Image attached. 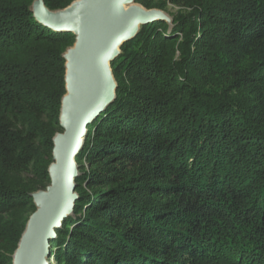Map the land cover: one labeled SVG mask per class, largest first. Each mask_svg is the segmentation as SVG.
<instances>
[{
    "label": "trees",
    "instance_id": "trees-1",
    "mask_svg": "<svg viewBox=\"0 0 264 264\" xmlns=\"http://www.w3.org/2000/svg\"><path fill=\"white\" fill-rule=\"evenodd\" d=\"M36 2L0 0V264L50 185L76 42ZM137 3L172 21L141 26L111 62L116 98L88 126L53 262L264 264V0Z\"/></svg>",
    "mask_w": 264,
    "mask_h": 264
},
{
    "label": "water",
    "instance_id": "water-1",
    "mask_svg": "<svg viewBox=\"0 0 264 264\" xmlns=\"http://www.w3.org/2000/svg\"><path fill=\"white\" fill-rule=\"evenodd\" d=\"M82 1L80 5H77ZM138 0H78L68 8L52 12L37 0L34 17L56 32L73 33L75 45L66 53V95L62 101V133L54 138L50 185L33 195L35 213L27 223L13 264H48L50 242L65 219L73 215L78 200L76 158L84 147L88 126L116 98L117 82L111 62L121 46L133 39L143 25L172 20L158 9L131 6ZM31 234L22 246L29 227Z\"/></svg>",
    "mask_w": 264,
    "mask_h": 264
},
{
    "label": "rangeland",
    "instance_id": "rangeland-1",
    "mask_svg": "<svg viewBox=\"0 0 264 264\" xmlns=\"http://www.w3.org/2000/svg\"><path fill=\"white\" fill-rule=\"evenodd\" d=\"M76 1H78V0H76ZM74 2H75V1H74ZM131 6L140 7V4H138V3L136 2V3H134L133 5L127 6V9H129ZM141 7H143V6H141ZM158 10H160V9H158ZM161 11H162V10H161ZM176 11H177V9H175V8H172V7L169 8V12H170V13H174V12H176ZM163 12H164V11H163ZM164 13H166V14L168 15L167 12H164ZM168 17H170V15H168ZM170 18H171V17H170ZM171 20H172V19H171ZM164 21H167V20H164ZM140 28H141V27H140ZM139 31H140V29H139ZM138 33H139V32H138ZM135 37H136V36H135ZM66 71H67V70H66ZM79 173H80V172H79ZM79 175H80V174H79ZM76 179H77V178H75L74 180L76 181ZM34 213H35V212H34ZM34 213H33V214H34ZM33 214H32V215H33ZM32 215H31V216H32ZM31 216H30V218H31ZM30 218H29V220H30ZM29 220H28V221H29ZM27 223H28V222H27ZM26 227H27V225H26ZM25 230H26V229H25ZM49 245H50V244H49ZM49 250H50V249H49ZM13 260H14V259H13ZM53 261H54V258L51 256V251H50V257H49L47 263H48V264H56V263H54Z\"/></svg>",
    "mask_w": 264,
    "mask_h": 264
},
{
    "label": "bare ground",
    "instance_id": "bare-ground-1",
    "mask_svg": "<svg viewBox=\"0 0 264 264\" xmlns=\"http://www.w3.org/2000/svg\"><path fill=\"white\" fill-rule=\"evenodd\" d=\"M81 3H82V1H80L79 3H77V5H80ZM125 9H126V11L128 10L127 9V6H126ZM31 228H32V226H30L29 229L27 230L26 234H24L25 236H24V240L22 242V246L26 243V240L29 238V236L31 234Z\"/></svg>",
    "mask_w": 264,
    "mask_h": 264
}]
</instances>
